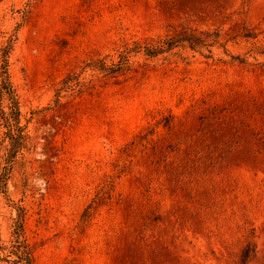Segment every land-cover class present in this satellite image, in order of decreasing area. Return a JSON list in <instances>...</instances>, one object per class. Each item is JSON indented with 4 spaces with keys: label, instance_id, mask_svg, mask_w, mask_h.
<instances>
[{
    "label": "rangeland",
    "instance_id": "374dc122",
    "mask_svg": "<svg viewBox=\"0 0 264 264\" xmlns=\"http://www.w3.org/2000/svg\"><path fill=\"white\" fill-rule=\"evenodd\" d=\"M185 28L229 52L88 67ZM0 30L29 135L9 166L0 121L5 241L22 209L32 264H264V0H4Z\"/></svg>",
    "mask_w": 264,
    "mask_h": 264
},
{
    "label": "trees",
    "instance_id": "16d2710c",
    "mask_svg": "<svg viewBox=\"0 0 264 264\" xmlns=\"http://www.w3.org/2000/svg\"><path fill=\"white\" fill-rule=\"evenodd\" d=\"M3 1L0 0V4ZM245 37L257 38V35L248 33L245 34ZM17 41L16 34H8V32L0 30V121L6 128L5 137L9 141V166L14 162L17 154L27 146L29 139L27 125L22 124L23 113L20 95L11 74V58ZM227 42L218 29L185 28L173 34L146 39L143 42L135 41L133 44L125 46L117 60L110 59V55H107L92 61L88 67L105 76H116L131 70L132 66L138 63L133 61L134 56L142 55L145 60H155L164 55L177 54L176 49H189L200 53L205 58H213L214 49L218 46L229 52ZM259 54L264 55V49L259 51ZM238 59L241 62H246L245 59L239 57ZM70 76L68 75L63 80V86H69ZM6 175H9V172ZM7 181V177L0 178V196H8ZM255 253V245L248 243L242 250L240 264H248ZM0 261L11 264H32L33 262L32 246L25 233L22 209H19L15 219L10 242L5 241L0 235Z\"/></svg>",
    "mask_w": 264,
    "mask_h": 264
}]
</instances>
